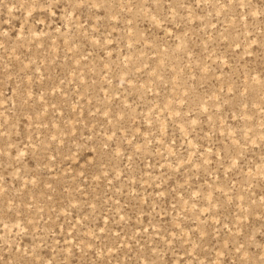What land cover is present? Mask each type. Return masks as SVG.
<instances>
[{
	"label": "rangeland",
	"instance_id": "1",
	"mask_svg": "<svg viewBox=\"0 0 264 264\" xmlns=\"http://www.w3.org/2000/svg\"><path fill=\"white\" fill-rule=\"evenodd\" d=\"M0 264H264V0H0Z\"/></svg>",
	"mask_w": 264,
	"mask_h": 264
}]
</instances>
